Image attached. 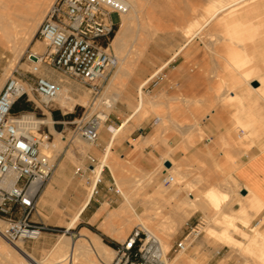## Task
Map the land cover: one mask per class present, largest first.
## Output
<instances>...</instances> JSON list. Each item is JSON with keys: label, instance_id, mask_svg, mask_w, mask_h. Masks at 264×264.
Instances as JSON below:
<instances>
[{"label": "rangeland", "instance_id": "374dc122", "mask_svg": "<svg viewBox=\"0 0 264 264\" xmlns=\"http://www.w3.org/2000/svg\"><path fill=\"white\" fill-rule=\"evenodd\" d=\"M155 1H143V19L140 20L139 25H136L135 31L132 33V36H134L130 37L127 49V56L129 58L135 52L137 53V51L140 53V56L134 63L131 69L132 71L124 76L126 78L122 77L119 80L120 82L117 81L118 84L116 83L114 87L110 86V84L114 80V75L120 66L119 64L111 71L108 80L103 85L102 93L100 95H94L86 85L54 70L47 62L43 61L40 66V75H44L57 83L59 89L63 90L69 98L76 101L81 96H84L88 98L87 103L84 105L77 103L73 106V110L69 111V109H61L55 102L50 110L42 112L35 109L40 103L38 97L34 94L30 95L29 101L26 98L17 102L19 108L25 109L20 112L23 115H32L35 112L38 116L36 119L39 121L46 120L49 117L53 122V132L60 134L64 141V146L60 153L53 150L50 151L54 169L50 179L39 194L37 212L32 213L30 216L33 222L45 223L56 231L42 235V238L37 241L15 242L21 243L24 249L37 261L43 262L45 259H52L51 263L57 262L59 259L53 256V252L54 247L59 241L67 237L72 242H77L81 235H83V231L87 230L99 236L101 242L112 249L114 253H112L113 257H110L111 264H131L130 260L118 256L116 250L106 240L119 245L133 231L140 230L142 234L143 232L146 233L151 241L156 240L155 243L149 246V250L152 257L160 260H150V262L141 264H206L207 257L201 256L206 246L215 250L219 247L225 248L226 252L224 256H221L222 261L220 264H264V246H262L264 244V205L261 201L259 207L257 204L252 205L254 204L252 201H248L252 204L248 203L247 200L243 201L238 192L240 187L238 184H235L236 180L231 175L233 172L231 166L243 156L253 151L264 150V93L260 92L261 95H254V97L251 96L249 99L246 95V90L250 88V79H258L263 74L262 67L260 68L258 66L254 58L251 61L246 54L245 48L248 43L253 44L259 38L257 36L258 28L252 27L253 25L251 24H248V27L242 24L236 26L229 25L233 15L240 13L241 8L255 3L258 0L255 2H253L254 0H237L238 2L236 0ZM223 3L225 4L224 6L222 5ZM149 4L154 5L151 7ZM211 5L214 8L217 6V8L209 9L212 7ZM153 6H155L156 11H154ZM220 7H224V9L221 11L222 8L220 9ZM231 8L234 10L232 11ZM208 10H212V13L216 10L217 16L215 15L205 25V21L212 15ZM186 13L191 17L189 18ZM111 19L116 25L120 22L117 13H113ZM255 20V23L261 24L259 30L262 31L264 29L262 18ZM188 21L190 23L200 21L199 25L196 27L194 25L193 27L192 39L186 38L187 27L189 26ZM215 21L216 23H214ZM186 22L188 23L186 24ZM223 23L227 24L224 25ZM213 24L215 26L218 25L217 29L219 30L217 33L215 27H212ZM200 26L203 27L201 28ZM227 26L230 27L227 28ZM153 33L154 35H152ZM149 35L153 37L148 41L149 44L145 46L143 45V40H147L150 37ZM37 42H41L42 46H44L43 51L40 52V56H43L47 52V47L39 39L38 35L35 36L34 41L25 49L23 55L19 58L14 57L16 54L11 49L0 45V84L2 83V86L5 85L11 72L15 69L19 71V74L25 80L33 82L35 77L29 74L33 62L29 59V55L32 54L31 49ZM182 44L185 47L179 56L167 68L158 73L149 83L142 87V84L147 79L152 77L159 68L171 59L175 51ZM221 46L223 47L222 50ZM110 49L116 57V52L112 44ZM231 49L235 53L242 55L239 57H236L237 55H230L229 51ZM246 56L250 59L249 61ZM243 58L248 61L247 65H244L243 68L245 70H251L253 73L249 77L245 76L246 78L241 79L240 77L243 73L239 76L235 73L230 74L231 65L233 66L230 60L238 62ZM200 78L207 80H201L204 91L203 95L198 94ZM184 86L190 89V94L188 91L185 92L183 90ZM231 92L241 95L243 100L238 97V99H233V102H231V98L229 97ZM115 93L116 95L119 94L121 98L128 93L127 98L130 99V104L126 100L119 98L115 109L109 111L105 123L99 128V141L93 145L87 143L81 138L77 123L81 119L99 115L103 107V104L101 105L103 99L108 94L115 97L116 95H113ZM142 98L145 100L143 105ZM218 102L224 107H221L222 109L228 111H221V108L218 107ZM248 103L250 104L249 109H251L249 111H247ZM55 115L59 117L56 119L54 117ZM215 115H223L224 118L228 119V122L231 124V129L228 135L229 137L221 139L220 141H213V145L223 153L224 160L213 163L214 169L220 174L219 182H208L211 179L210 177L203 178L199 174L198 176L195 175L199 170L206 168L204 164L199 161H196L194 164H188V162L184 163L181 158H178L180 156L179 154L188 153V148L194 149L200 145H205L207 135L201 129L200 125L207 117L215 119ZM158 118H161L160 122H158ZM170 118L173 123L170 121ZM126 119L129 121L125 128L119 131V134L115 133L113 136L114 131L111 130V127L117 130L124 124ZM147 124L149 126L155 125L158 133V138L153 141V145H162L166 148L167 152L162 154L160 158H157L151 153L149 155V163L152 164V167L146 170L138 166V151H136L135 140L138 138V128ZM163 125L167 127L165 128ZM41 132L49 135V144L55 141V134H52L48 125H45ZM172 139L179 140L180 144L171 148L168 143ZM118 149H124L125 154L120 156L117 152ZM169 157H172L171 159L175 162V171L173 172L175 176L167 172L163 165L164 161ZM91 159H94L95 162L93 163ZM105 160H107V163L109 160H113V163L104 165ZM62 162L67 164L65 169L67 178L64 180L63 188L62 190L57 188L58 192H56L53 199L44 203L42 200L43 192L52 182V178L59 164ZM96 166H103L102 179L99 181L97 188H95L88 207L81 214L75 226L70 229L68 226L75 215L74 213L86 199L90 190L93 181L91 170ZM164 170L167 174L174 177L175 181L173 183H166L167 176L163 174ZM116 175L125 177L127 182H129L127 183V193L130 196L131 207L118 219L119 221H116V228L119 227L120 236L118 239L112 240L106 236L109 234L103 232L100 228L104 220L103 216L98 217L96 220L94 217H97L98 212L105 204L107 205L108 212H112L119 210L120 205L124 203V188L119 185L120 181L117 182L119 179L116 178ZM206 184H208L207 187ZM185 186L187 189L184 188ZM109 189H113L114 192H109ZM210 189H215L220 195L227 196L223 202H227L229 205V208L227 207L228 209H226L228 219L220 215L219 212H207L203 207L197 209L199 206L189 203L188 195L192 194L200 199ZM115 191H119V194H116ZM132 193L134 194L133 197ZM200 195L202 197L199 198ZM76 196L79 199L74 209H70L68 204L74 202ZM240 202H247L249 207L246 204L242 206L243 203H241L240 210L233 212L234 206ZM244 207L248 208L244 210ZM198 211H201L206 219L205 226L200 228V235L193 238L194 240L186 252H175L174 247L172 248L174 242L181 241L198 225L199 222L196 221L188 223L190 217ZM213 212L215 213L213 214ZM185 214L189 217L187 218ZM92 215L93 217L89 220ZM178 215L186 217L187 220L181 222L179 219L182 217H178ZM244 217L248 222H245ZM13 218L19 219L20 215L17 214ZM220 219L223 221L226 219V225H231L233 222V225L235 224V226L243 230L248 236L245 235L243 237L242 234L241 236L240 231H237V233L232 232V226L228 225L229 229H227V226L224 225L225 223H221ZM0 222V228L3 230L6 223L2 217H0ZM144 224L149 227L152 236L144 230ZM209 228H213L217 233L214 232L208 235V232H212L209 231ZM251 228H255V232H251ZM223 231H227L239 243H226L225 245L224 241L226 240L221 239L218 234V232ZM159 240L160 242L162 240L163 252L158 248ZM6 242L4 240V243ZM219 243L222 245H219ZM6 244L11 247L14 243L7 242ZM77 254L78 252H76ZM79 256L78 254L74 259V264H79L83 260ZM95 258L97 261L100 259L98 256H95ZM255 259L260 260V262ZM80 264L87 263L81 261ZM103 264H107V262L103 261Z\"/></svg>", "mask_w": 264, "mask_h": 264}, {"label": "built area", "instance_id": "2783aa9c", "mask_svg": "<svg viewBox=\"0 0 264 264\" xmlns=\"http://www.w3.org/2000/svg\"><path fill=\"white\" fill-rule=\"evenodd\" d=\"M127 9L115 0H55L36 33L47 47V52L38 60L86 85L92 94L100 95L118 64L110 48L121 23V14ZM113 13L119 16L117 25L111 19ZM32 65L29 74L35 77L33 82L25 80L15 69L0 91V217L6 223L1 235L12 244L37 241L42 235L56 231L45 223L30 219L32 213L37 212L39 194L54 169L52 157L45 151L49 135L41 132L45 125L35 128L23 121V114L13 113L17 102L26 98L29 101L31 94L38 97L40 104L35 109L42 112L50 110L58 97L59 85L40 75V67ZM24 85L28 86L29 92ZM32 115L38 118L35 112ZM77 128L84 141L90 144L99 141L98 115L81 119ZM91 161L95 162L94 159ZM163 174L167 176L166 183L175 181L165 170ZM115 192L119 194V191ZM17 214L20 218L14 219ZM205 224L203 219L177 242L175 252H186ZM150 241L146 233L135 230L118 245L116 254L130 260L131 264L158 261L149 250L156 240ZM72 263L73 253H69L62 264Z\"/></svg>", "mask_w": 264, "mask_h": 264}, {"label": "bare ground", "instance_id": "6f19581e", "mask_svg": "<svg viewBox=\"0 0 264 264\" xmlns=\"http://www.w3.org/2000/svg\"><path fill=\"white\" fill-rule=\"evenodd\" d=\"M117 3L125 5L128 7L127 11L125 13L121 14V23L118 26V30L116 32V35L114 37V40L112 42V46L116 52V59L118 64L120 65L118 68L117 73L114 75V80L113 82L110 84V86L114 87L118 82H120L119 80L128 75V73L130 71H132V67L134 65V63L136 62V60L138 59V57L140 56V53L135 52L133 54L132 57H128L127 55V49H128V45H129V40L130 37L132 36V33H134V29L136 27V25L140 22V20H142V16L144 13V0H115ZM155 1V0H154ZM194 1V0H193ZM237 1V0H236ZM239 1V0H238ZM237 1V2H238ZM256 0H254L253 2H255ZM54 0H0V45H2V47H7L9 49H11L14 54H16L14 57L19 58L21 55H23L25 49L34 41L36 33L39 29L40 24L42 23L43 19H44V15H46V13L48 12L49 8L51 7V5L53 4ZM156 2V1H155ZM235 2V1H234ZM193 3V2H192ZM190 4V3H188ZM187 4V5H188ZM194 4V3H193ZM150 5V4H149ZM148 5V6H149ZM151 4L150 6L152 7ZM223 6L225 5L224 3L222 4ZM229 5V4H228ZM147 6V7H148ZM193 6V5H192ZM212 6V5H211ZM221 6V4H220ZM235 6V5H234ZM155 9V6H153ZM189 7V6H187ZM196 7V6H195ZM194 7V8H195ZM226 7V6H225ZM233 7V6H232ZM214 8V6L210 7L209 9ZM217 8V6L215 7ZM214 8V9H215ZM222 7H220L221 9ZM153 9V8H152ZM206 9V8H204ZM208 9V8H207ZM213 9V10H214ZM219 9V8H218ZM219 9V10H220ZM224 9V7L221 9V11ZM194 10V9H193ZM198 10V9H197ZM232 10V8H231ZM234 10V9H233ZM232 10V11H233ZM156 11V9L154 10ZM207 11V10H206ZM209 13H211V17L209 18L208 15V20L205 21V25L207 23H209L217 14L216 10L212 13V10H208ZM207 12V14H208ZM188 13V12H187ZM186 13V14H187ZM203 13V12H202ZM231 13V12H230ZM153 14V13H150ZM190 14V13H189ZM148 15V14H147ZM188 15V14H187ZM200 15V14H199ZM145 16V15H144ZM189 16V15H188ZM187 16V17H188ZM202 16V15H201ZM217 16V15H216ZM234 16V15H233ZM191 16H189L190 18ZM206 17V16H205ZM203 18V17H202ZM194 19V18H193ZM196 19V18H195ZM201 19V18H200ZM191 20V19H190ZM194 21V20H193ZM189 22V26L187 27V37L188 39H192L193 36V27L195 25V27L197 25H199L200 21H196L195 23H190ZM186 22V24L188 23ZM216 23V21L214 22ZM203 24V23H202ZM224 25H226L227 23H223ZM239 24V23H238ZM139 25V24H138ZM214 25V24H213ZM252 25V24H251ZM152 26V25H151ZM218 26V25H217ZM243 26H247L246 24H244ZM201 27V26H200ZM203 27V26H202ZM201 27V28H202ZM212 27H215L212 26ZM222 27V25H221ZM230 26H227V28ZM244 27V28H245ZM248 27V26H247ZM254 27V26H252ZM219 28V27H218ZM219 30V29H217ZM254 30V28H253ZM256 30V29H255ZM211 31H213L211 29ZM241 31V30H240ZM202 32V31H201ZM253 32V31H252ZM255 32V31H254ZM196 33V32H195ZM154 35V33L152 34ZM152 35H149L150 37L147 40H143V45H148V41H150V39H152ZM195 35V34H194ZM134 36V35H133ZM132 36V37H133ZM253 36V35H252ZM256 36V35H255ZM222 38V37H221ZM230 38V37H229ZM200 39V38H199ZM142 45V47H143ZM198 46V45H197ZM215 48V46H213ZM44 46H42L41 42H37L33 47H32V55H35L36 57H40V52L43 51ZM144 48V47H143ZM184 48V47H183ZM210 48V47H209ZM211 49V48H210ZM187 51V50H186ZM193 51V50H192ZM142 52V51H141ZM217 52V51H216ZM213 55V54H212ZM237 55L236 57H239L240 53H235L234 56ZM130 56V55H129ZM235 60V58H234ZM234 60H230V63L233 64V66L231 65V68H233L234 70H236L237 72H239L240 74L243 73V77L250 75L249 70H245L244 65H247L248 61L246 59L244 60H240L238 62L234 61ZM235 63H233V62ZM33 62V61H32ZM42 60H38L36 62H33L32 64L35 63V65L37 67H40L42 64ZM12 63V62H11ZM228 63V60H227ZM117 64V65H118ZM166 67V66H165ZM230 67V66H229ZM8 69V68H7ZM130 75V74H129ZM126 78V77H124ZM246 78V77H245ZM118 84V83H117ZM144 85V84H143ZM3 87V86H0ZM24 88L27 92H29L28 86L24 85ZM116 88V87H115ZM119 88V87H118ZM118 90V89H117ZM232 91V90H231ZM228 92V91H227ZM118 93V92H117ZM264 93V91L262 92ZM69 95V94H68ZM113 95H116L113 94ZM261 95V94H260ZM221 96V95H220ZM228 96V95H227ZM226 96V97H227ZM145 97V96H144ZM225 97V98H226ZM231 99V102H233V99H238L237 96H232V92L230 93L229 96ZM263 97V96H262ZM120 95H116L115 97H112L111 94L108 96H106L103 99V102L101 103V105L103 104L102 110H100V113L98 115L99 118V126H102L106 119H107V115L109 113V111H111L116 103L119 101ZM228 98V97H227ZM88 101V98L81 96L78 100H73L71 98H69V96H67V94L63 91L59 89V94L58 97L55 99L54 103L56 102L59 107L61 109H69V111L73 110V106L77 103H80L82 105L86 104ZM229 101V100H228ZM143 102H145V100L142 98V105ZM166 102V101H165ZM215 102V101H214ZM158 104V102H156ZM187 103V102H186ZM222 103V102H221ZM214 104V103H212ZM141 105V106H142ZM209 105V104H208ZM217 105V103H216ZM218 105L219 102H218ZM140 106V107H141ZM212 106V105H210ZM215 106V105H214ZM213 106V107H214ZM222 107V104L220 105ZM212 107V108H213ZM99 108V107H98ZM97 108V109H98ZM167 108V107H166ZM210 108V107H208ZM224 108V107H222ZM100 109V108H99ZM136 109V107H135ZM211 110V109H209ZM137 111H139L137 109ZM212 111V110H211ZM138 113V112H137ZM172 116V115H171ZM169 118V117H168ZM159 119V118H158ZM165 119V118H164ZM171 119V118H170ZM174 119V118H173ZM176 119V118H175ZM161 120V118L159 119ZM23 121L26 123H31L32 125L35 126V128H39L41 125H48L50 128V131L52 132V134H55V141L52 144L47 145V147L45 148L46 153L50 154V151H56L57 153H60L63 149L64 146V141L62 140V136L56 132H53L52 129V124L53 122L51 121V119L48 117V119H44V120H37L33 115H23ZM126 121V120H125ZM129 121V120H128ZM141 121V120H140ZM169 121V120H168ZM172 122V119L170 120ZM169 121V122H170ZM125 123V122H124ZM173 123V122H172ZM177 123V122H175ZM124 125V124H123ZM174 125V124H173ZM171 125V126H173ZM180 125V124H179ZM178 125V126H179ZM164 126V125H163ZM176 126V125H175ZM181 126V125H180ZM123 127V126H122ZM162 127V126H161ZM165 127V126H164ZM167 127V126H166ZM165 127V128H166ZM121 128V127H120ZM162 129V128H161ZM175 129V128H174ZM183 129V128H182ZM160 130V129H159ZM119 131V130H118ZM118 131H115L116 133ZM176 131V129H175ZM125 132V131H124ZM162 132V131H161ZM180 133V132H179ZM115 134V133H113ZM119 134V133H118ZM117 134V135H118ZM124 134V133H123ZM116 137V135H115ZM164 137V136H163ZM161 139V136H160ZM88 143V142H87ZM118 143V142H117ZM90 144V143H89ZM93 145V144H91ZM179 147V146H178ZM171 149V148H170ZM111 150V149H109ZM110 152V151H109ZM113 153V151H111ZM172 152V151H171ZM240 154V152H239ZM51 155V154H50ZM169 156V155H168ZM52 157V156H51ZM107 158V157H106ZM172 158V157H171ZM170 157L168 159H166L165 161H169L171 163V167L168 169L166 167V169L168 170L169 173H172L173 175L175 173H173L175 171V162L174 160H172ZM108 160V159H107ZM107 160H105L104 165L107 164H111L113 163V160H109L107 163ZM164 161V162H165ZM103 165V166H104ZM119 165V164H118ZM103 166H96L93 167L91 172L93 174V181H92V185L90 187V190L87 194L86 199L82 202V204L78 207L77 211L74 213V217L71 221V223L69 224L68 228H73L75 226V224L78 222L79 217L81 215V213L83 212V210L87 207V205L89 204L94 192H95V188L97 186V184L99 183V181L102 179V170H103ZM61 167V166H60ZM113 167V166H112ZM117 167V166H116ZM62 175V174H61ZM119 180H117V182L120 181V184L123 188H124V194L123 196L125 197V201L124 203L121 205L119 210H115L112 212H108V208L107 205L105 204L100 211L98 212L97 217L95 218V220L98 217L107 215L106 218L103 220V223L101 224L100 228L103 230V232L111 235L114 239H118V237L120 236V229L116 228V221L118 219H120V217H122V215L128 211V208L131 207V203H130V196H128L127 193V180L125 177H122L120 175H116ZM175 176V175H174ZM235 181V180H234ZM189 183V182H188ZM193 183V182H192ZM235 184L236 181H235ZM234 184V185H235ZM120 187V186H119ZM182 187V186H181ZM186 188V186L184 187ZM183 188V189H184ZM194 188V187H193ZM181 189V188H180ZM187 189V188H186ZM185 189V190H186ZM178 192V191H177ZM52 193V192H51ZM205 195H203V197L200 195V199H198L197 197H195L194 195L190 194L188 195V201L189 203H191V205H196L199 206L198 208L203 207L205 210L208 211H216L219 212L220 215H223V217L228 219V215L226 213V209H228L229 205L227 204V202H223L224 199H226L227 196L225 195H220L218 192H216L215 189H210L208 190L206 193H204ZM133 193H132V197H133ZM179 195V194H178ZM134 199V198H132ZM243 201L247 200L248 201H252V205H258L259 207V199L257 198V196H254L253 194H251L250 192L244 196L243 198H241ZM240 199V200H241ZM241 200V201H242ZM133 201V200H132ZM247 202H240L243 203L242 206H244V204L248 205ZM188 203V204H189ZM133 205V204H132ZM245 205V206H246ZM251 205V206H252ZM261 205V204H260ZM147 206V205H144ZM195 206V207H196ZM250 206V207H251ZM228 207V208H227ZM249 207V205H248ZM247 207V208H248ZM149 208V207H148ZM245 208V207H244ZM247 208H245L244 210H246ZM133 209V208H132ZM243 209V208H242ZM147 210V209H145ZM204 211V210H203ZM249 211V210H248ZM244 212V211H243ZM215 212H213L214 214ZM222 213V214H221ZM148 214V213H147ZM218 214V213H217ZM241 214V212H240ZM187 215V214H185ZM237 215V214H235ZM234 215V217H236ZM181 216V215H180ZM178 215V217H180ZM184 216V215H183ZM246 216V215H245ZM182 217V216H181ZM189 216L187 215V218ZM221 217V216H220ZM221 217V219L223 218ZM186 217H182L179 220L181 222H185L187 220ZM230 218V216H229ZM241 218V217H239ZM243 218V217H242ZM145 219V218H144ZM220 219V222L225 223L224 218L223 220ZM235 219V218H233ZM232 219V220H233ZM152 220V219H150ZM245 222H248V220L244 217ZM247 220V221H246ZM119 221V220H118ZM228 221V220H227ZM242 221V219H241ZM127 223H130L128 221H126ZM151 222V221H150ZM1 223V222H0ZM141 223V222H140ZM173 223V222H172ZM227 223V222H226ZM226 223L224 225H226ZM228 223H230L228 221ZM244 223V221H243ZM118 224V223H117ZM231 224V223H230ZM142 225V224H141ZM148 225V224H147ZM229 225V224H228ZM226 225L227 229H229V226H232V232H236L240 231V235L242 234L243 237H245V235H247L243 230H241L239 227L235 226V224L233 225V222L231 225ZM247 225H249L247 223ZM6 226V225H5ZM133 226V225H132ZM5 227H3L4 229ZM144 230H146V232L152 236L151 234V230L149 229V227L146 226V224L143 225ZM142 229V228H141ZM129 230V229H128ZM231 230V229H230ZM2 229L0 228V234H1ZM208 231V230H207ZM209 231L212 232H208V235H210V233H217L213 228H209ZM257 231V230H256ZM154 232V231H153ZM251 232H255V228H251ZM259 233V232H258ZM262 233V232H261ZM260 233V234H261ZM218 234L220 235L221 239H225L226 241H224V244L226 245V243L228 244H238L239 241H237L235 238H233L227 231H223V232H218ZM255 234V233H254ZM212 235V234H211ZM216 235V234H215ZM241 235V236H242ZM124 236V235H123ZM213 236V235H212ZM248 236V235H247ZM259 236V235H258ZM257 236V237H258ZM215 237V236H214ZM264 237V236H263ZM254 239H256L254 237ZM159 242V249H161L162 251V240ZM157 242V243H158ZM7 243V242H6ZM6 243H4V239L2 237V235H0V264H62V262L64 261L65 257L69 254V253H73V263L74 264V259L78 256V254L83 258V260L85 263L87 264H103L104 262H107V264H111L110 261V257L112 255V253H114L112 251V249L110 247H108L107 245L103 244L101 242V239L99 236L90 233L87 230L83 231V235H81L80 239L77 242H72L70 238H62L61 241H59V243L54 247V252H53V256L58 258L59 260L55 263H51L52 259H45L43 262L41 261H37L31 254H29L23 247V245L21 243H14L13 246L10 247V245L8 246ZM223 243V242H220ZM219 245H222L220 244ZM223 244V245H224ZM165 246V245H164ZM264 246V244L262 245ZM261 248V247H260ZM263 250V248H262ZM76 252H78V254L76 255ZM163 252V251H162ZM165 252V251H164ZM261 252V251H260ZM263 252V251H262ZM258 253V252H257ZM161 254V253H160ZM263 254V253H261ZM76 255V257H75ZM164 255V254H162ZM79 256V257H80ZM95 256L99 257L100 259H98V261L96 260ZM260 256V255H259ZM258 256V257H259ZM80 257V258H81ZM79 258V259H80ZM260 258V257H259ZM264 258V256H263ZM180 261L181 258H179ZM261 259H262V255H261ZM254 260V259H253ZM256 260V259H255ZM80 261V263H81ZM179 261V260H176ZM179 261V262H180ZM259 261L260 260H256ZM262 261V260H261ZM112 262V261H111ZM79 263V264H80Z\"/></svg>", "mask_w": 264, "mask_h": 264}, {"label": "crops", "instance_id": "0c3cea01", "mask_svg": "<svg viewBox=\"0 0 264 264\" xmlns=\"http://www.w3.org/2000/svg\"><path fill=\"white\" fill-rule=\"evenodd\" d=\"M240 11H241L240 13H237L233 16L229 25L230 26H236L239 24H242V25L252 24L254 27L258 28L257 36H259V38L256 39L255 43H253V44L248 43L245 48H246L247 56L251 59V61L254 58L258 64V66L260 68L262 67L261 69L263 71V74L260 75L258 77V79L257 78L256 79H250V82H249L250 88L246 90V95L248 96V99H249V97H251V96L254 97V95L259 96L260 92L264 91V82H263L264 81V29L262 31H260L259 26L261 24L255 23V21H256L255 19L262 18V24L264 26V0H258L255 3H252V4H250L244 8H241ZM215 31H216V33L218 31L217 25L215 26ZM183 47H185L184 44H182L180 46V48L175 51V53L173 54V56L171 57V59L167 63H165L161 68H159V70L152 77L147 79L143 84L145 85V84L149 83L158 73H160L162 70L167 68L169 66V64L179 56ZM222 48L223 47L221 46V50H222ZM243 52H245V51H243ZM229 53L232 56H234V54H235V52L232 49L229 51ZM247 56H246V58L249 61L250 59ZM244 59L245 58H243L242 60H244ZM249 72H250V75L253 73V71H251V70H249ZM234 73L237 76L240 75L239 72H237L236 70L231 68L230 74L232 75ZM240 78L243 79L244 77L241 75ZM201 80L207 81L206 79L200 78V88L198 89L199 95L204 94V91L202 88L203 84L201 83L202 82ZM256 82L259 85L258 87L253 86V84ZM143 84H142V87L144 86ZM0 86H2V83L0 84ZM2 88L0 87V89H2ZM183 90L185 92L188 91L190 94V89H187L185 86H184ZM127 94H125L124 97L120 98V99L126 100L128 102V104H130V99L127 98L128 97ZM232 96H237L243 100V97L239 94H234L232 92ZM220 105L218 107L221 108ZM249 106H250V104L248 103L247 111L251 110V109H249L250 108ZM115 107H116V105H115ZM115 107L112 109V111L115 109ZM220 110L221 111H228V110H224L222 108ZM253 115L256 117V115L254 113H253ZM158 122H160L159 119H158ZM127 123H128V120L126 119L124 125H122L123 127L121 126V128H118L117 130L114 127H111V130L114 131V133H116L115 131H118V130L121 131L125 128ZM200 126H201V129H203L205 134L207 135V137L205 139V145H200L194 149L188 148L189 152L186 154H184V153L179 154L180 156L178 159L181 158L184 163L188 162V164H194L196 161L201 162L202 164H204L206 166V168L199 170V172H196L195 175L198 176V174H199V176H201L203 178L210 177L211 179L208 182H213V181L219 182L220 174L214 169L213 163L214 162L215 163L222 162L224 160V155L216 146L213 145V141L214 140L220 141L221 139L229 137L228 135L230 134L231 124L228 122V119L223 117V115L222 116H216L215 115V119H212V118L210 119L207 117L206 120ZM113 136H114V134H113ZM157 138H158V133L156 131L155 125L149 126L147 124L141 128H138V138L135 140L136 151H138V166L147 170V169L152 167V164L149 163V160H150L149 155L151 153H153V155L156 156L157 158H160L162 156V154L167 152L166 148L164 146H162V145L154 146L153 145V141L157 140ZM183 143H185V142H183ZM168 144L170 145L171 148H174L180 144V141L179 140L176 141V140L172 139V141H170ZM117 152L120 156H123L125 154L124 149H118ZM233 152L235 153V151H233ZM165 162H169V161H165ZM66 166H67V164L65 162H62L59 164V166H58V168L54 174V177L52 178V182L47 186L46 190L43 192L42 200L44 203H47V202H49L50 199H53L56 192H58L57 188H60V190H62L64 180L67 178V176L65 175ZM231 169H233V172L231 173V175L237 181V184L240 187L238 192L240 193L241 198H243L244 196H246L250 192L254 196H257L259 201H261L262 204L264 205V150L253 151L250 154L243 156L240 160H238L234 165L231 166ZM166 171L168 172L167 169H166ZM207 186H208V184H206V187ZM96 188H97V186H96ZM112 191L113 190H109V192H112ZM78 199H79L78 196H76L75 201L68 204V207L70 209H74V206H75L76 202L78 201ZM88 205H87V207H88ZM121 205H120V207H121ZM240 208H241V205L239 203V204L234 206L232 211L233 212L238 211V210H240ZM85 209L83 210V212L85 211ZM205 211L208 212V210H205ZM106 216L107 215H104L103 219H105ZM92 217H93V215L90 216L89 220ZM94 218H96V217H94ZM203 219H205L204 214L201 211L200 212L198 211L190 217L188 223H190L191 221L200 222ZM106 236L112 240H115L110 235H106ZM176 243L177 242H174L172 248L174 247V245ZM225 252H226V250L224 247H219L215 250L213 248L206 246V248H204V251H203L201 256L207 257L206 264H220V262L222 261L221 256H224Z\"/></svg>", "mask_w": 264, "mask_h": 264}, {"label": "trees", "instance_id": "16d2710c", "mask_svg": "<svg viewBox=\"0 0 264 264\" xmlns=\"http://www.w3.org/2000/svg\"><path fill=\"white\" fill-rule=\"evenodd\" d=\"M22 100V99H21ZM22 110H25V109H22V108H19L18 106H17V104L14 106V108H13V113L14 114H18V113H20ZM56 119L59 117L58 115H55L54 116ZM106 242L112 247V248H114V249H116L117 247H118V244H116V243H113V242H109V241H107L106 240Z\"/></svg>", "mask_w": 264, "mask_h": 264}, {"label": "water", "instance_id": "95a60500", "mask_svg": "<svg viewBox=\"0 0 264 264\" xmlns=\"http://www.w3.org/2000/svg\"><path fill=\"white\" fill-rule=\"evenodd\" d=\"M29 59L31 60V61H33V62H36V61H38V57H36L35 55H29ZM253 86L254 87H258L259 85H258V83L256 82V83H254L253 84ZM165 167H167V168H170L171 167V163L170 162H166L165 163ZM244 194V193H243Z\"/></svg>", "mask_w": 264, "mask_h": 264}]
</instances>
